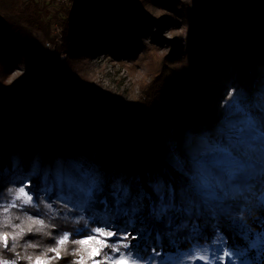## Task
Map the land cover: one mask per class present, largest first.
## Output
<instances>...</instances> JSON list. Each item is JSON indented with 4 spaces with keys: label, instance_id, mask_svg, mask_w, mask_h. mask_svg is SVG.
Wrapping results in <instances>:
<instances>
[{
    "label": "rangeland",
    "instance_id": "rangeland-1",
    "mask_svg": "<svg viewBox=\"0 0 264 264\" xmlns=\"http://www.w3.org/2000/svg\"><path fill=\"white\" fill-rule=\"evenodd\" d=\"M35 1L46 9L47 18L57 16L62 5L71 4L72 8L80 5V2L72 3L71 0L68 4L61 0ZM205 3L231 11L239 19L224 21L219 25L216 21L203 23ZM133 6L132 14L127 16L129 24H125L123 16L119 15L113 25L105 23L82 27L79 33L83 35L86 45L80 41L73 61L76 82L99 85L106 96L112 99L124 123L129 124V119H133L134 110L140 104L141 89L161 68L172 67L182 78H188L189 83L201 94L198 97L199 107L193 112L190 121L184 122L180 128L179 142L186 139V133L191 132L201 138L200 151L213 152L223 146L219 143L223 132L228 137L229 146L244 151L252 150L255 174L236 181L234 198L216 207L215 215L205 212L203 215L207 218H204L197 210L187 215L183 212L184 216L180 212L172 213L175 223L193 220L200 226L196 232H192L189 227L186 231V246L182 249H179L176 237L182 231L169 235L170 230L166 225L164 230L159 229L158 225L152 228L151 222H161L152 215L146 218L148 210L143 205L148 203L147 200L137 202V207L141 208L137 212L127 211L128 206L123 204H116V212L112 215H109L106 204L97 210L100 199L97 202L96 196L90 199L85 191L96 178L97 171L106 167L109 157L112 155L123 162L119 174L136 176V169L130 167L131 160L126 152L127 137L121 135L118 143H114L117 135L109 124V103L103 102L101 110L94 109V117L86 127L75 113L85 94L72 85L68 88L69 104L76 120L71 135L66 131L65 117L58 104V90L54 93L53 106L58 125L56 140L38 132L33 147L29 148L23 123H38L35 117L29 116L21 118L14 143L10 141L12 124L0 131V162L8 148L11 162V169H2L9 187L0 195V207L4 210L12 204H18L17 208L31 209L37 206V198H43L47 215L56 217L73 230L59 234L58 241L65 233L70 237L73 232V236L79 240L87 236L94 237L89 242V253L92 248H98L100 254L93 257L88 254L84 258L85 264H93V261L114 264L120 256L112 250V245L126 256L131 252L137 257L130 260V264H204L203 261L188 258L197 250V246H202L199 250L208 258V264H217L213 259L215 246L212 244L217 231L227 238L226 245H221L218 253L221 257L219 264H229L228 258H224V251L228 247L237 253L230 257V264H264L259 257L264 251V209L246 190L250 183L259 185V173L264 170V32L255 28L252 20L246 19L264 18V0H136ZM194 20L201 24V37L206 48L204 56L208 63L204 71L196 67V54L191 46V25ZM128 25L132 29L131 34L126 30ZM227 29L234 38L244 41V49L230 47L227 41L231 42L232 37L225 32ZM109 35H112V40H106ZM134 35L138 40L136 46ZM51 36L55 43L34 31L42 53L55 50L61 43L60 30L55 23L51 25ZM64 56L62 53L58 59ZM243 59L248 63H244ZM29 69L27 62H17L11 70L10 81L21 82ZM241 86L247 89L242 108L229 113L231 119L226 120L223 127L211 131L226 109L232 106L231 90ZM164 95L166 100L170 98L169 92ZM21 109L22 104L11 118L18 117ZM125 130L122 129V132ZM23 160L29 163L25 171H21ZM36 176H40L41 185L34 181L33 177ZM26 183L29 184L26 190L33 196L31 204L16 200L18 189ZM137 190L134 185L133 192ZM97 228L103 232H115L116 235L100 236L95 231ZM230 229L236 230L241 240L234 236L231 239ZM125 233H128L127 239ZM95 238L106 241L105 246L97 244ZM124 244L128 247H123ZM165 244L170 247H165ZM240 250H245V254L239 255ZM37 259L51 264L49 257H37L30 264H35ZM76 260L79 262L80 258ZM7 262L12 264L13 261Z\"/></svg>",
    "mask_w": 264,
    "mask_h": 264
},
{
    "label": "trees",
    "instance_id": "trees-1",
    "mask_svg": "<svg viewBox=\"0 0 264 264\" xmlns=\"http://www.w3.org/2000/svg\"><path fill=\"white\" fill-rule=\"evenodd\" d=\"M71 1L72 3L80 2V5L75 8H72L71 4L62 5L57 16L47 18L46 9L35 0H0V131L12 124L10 141H15V133L20 129L21 118L29 116L38 120L37 124L23 123L25 141L29 148L33 147L38 132L45 133L56 140L58 125L54 117L53 106L54 93L58 90V104L65 117L66 131L71 135L75 129L76 119L69 104L68 88L73 85L85 94L81 106L75 110V113L77 119L86 127L94 117V109L101 110L103 102L109 103L108 120L117 135L114 143H118L121 135L127 137L126 152L131 160L130 167H135L136 176L140 177L144 191L155 200L156 196L149 184L163 186V182L167 181L168 176L164 170L170 171V147L179 142L180 128L184 122L190 121L193 112L199 107L198 97L201 94L189 83L188 78H182L172 67L164 66L141 89L140 104L134 110L133 119L128 118L130 123L125 124L112 99L106 96V92L99 85L76 82L73 76V61L78 48H80V41H84V45H86L83 35L79 33L82 27L105 23L113 25L119 15L123 16L125 24H129L130 20L127 16L132 14L136 0ZM204 5H206V12L203 23L216 21L219 25L224 21L230 22L237 18L233 12L220 6L207 3ZM246 20H252L255 28L264 32V18L254 20L249 17ZM52 23H55L60 30L61 43L56 46L55 50L42 53L38 48L34 31L42 33L48 41L55 43L51 36ZM191 26L190 40L196 54V67L200 71H204L208 62L204 56L206 48L201 37V24L194 20ZM123 30L125 29L123 28ZM126 30L129 34L132 33L129 25ZM225 32L232 37L231 42L227 41L230 47L244 49V41L241 38H234L229 29ZM106 40H112V35L107 36ZM133 42L135 46L138 45L135 35ZM62 53L65 56L58 59V55ZM20 61L27 62L30 69L25 79L14 83L10 81L11 70ZM243 62L248 63L246 59H243ZM167 92L170 94L168 100L164 98V94ZM20 104H22V109L19 116L11 118ZM122 129L125 132H122ZM106 163V168L110 171L117 174L121 172L122 161L111 155ZM22 165L21 171H25L29 167L27 160ZM4 168L11 169L9 148L3 153L0 162V195L9 187L2 174ZM33 179L37 185H41L40 176L33 177ZM96 197V202L100 199L96 205L97 210L106 204L109 215L116 212V204L108 195L107 190L103 196L97 195ZM177 203H179V196ZM28 208L10 207L4 211L0 207V234L7 233L9 235L8 247H3V242L0 241V259L15 261L17 264H30L37 257H49L51 264H78L77 258L88 256L90 243L87 245L73 243V241H79L73 236L74 232L64 246L59 245L58 238L60 236L58 235L63 234L64 231L73 230L62 224L63 222L56 217L47 215L43 198H37L36 207ZM147 213L146 218L149 219L151 214ZM180 213L184 216L183 212ZM29 216L44 220L45 227L42 231H25L16 236L15 233L20 228H27ZM203 216L207 218L206 215ZM187 219L188 217L185 218V220ZM69 223L72 224V222ZM151 225L152 228L159 226L161 230L166 229L164 223L153 221ZM186 231H182L176 236L179 249L186 246L188 239ZM235 231L232 229L228 231L230 238L232 239L234 236L241 240L238 232ZM184 239L186 240L182 241ZM165 247L169 248L170 246L165 244ZM52 249H58L60 256L57 257L56 252ZM259 257L264 263V251H261Z\"/></svg>",
    "mask_w": 264,
    "mask_h": 264
},
{
    "label": "snow or ice",
    "instance_id": "snow-or-ice-1",
    "mask_svg": "<svg viewBox=\"0 0 264 264\" xmlns=\"http://www.w3.org/2000/svg\"><path fill=\"white\" fill-rule=\"evenodd\" d=\"M230 96L233 101L231 108L226 109L225 113L217 122V125L211 131L214 132L223 127L224 122L231 119L229 113H234L242 108L247 96V89L244 86H241L239 89L233 88ZM185 135V140L174 143L170 147V171L168 169L164 170L168 179L166 182H163V187L158 184H149V187L156 196L155 200L144 191L140 177L117 174L114 171L108 170L106 167L103 170L97 171L96 178L93 179L85 191V195L90 199L97 195L103 196L107 189L108 195L111 196L115 204L126 205L128 206L126 210L132 212L141 210L140 207H137L138 201L147 200L148 203L143 205V207L147 208L155 220L164 223L169 228V235L188 230L189 227H191L192 232L198 231L200 226L195 221L189 220L175 223L172 213L184 212L187 215L193 210H197L199 215H203L205 212H210L215 215L216 207H219L229 198H234L233 192L236 189V181L246 175L255 174V164L253 163V155L251 154L252 150L244 151L229 146L227 144L228 137L223 132H221L219 140V143L223 146L218 147L213 152H202L199 150L200 137H197L191 132ZM259 175V185L250 183L246 186V190L252 197L257 199L261 208L264 209V170L260 171ZM134 185L138 189L135 193L133 192ZM28 187L29 184L26 183L18 189L16 193L17 201L24 204L32 203L33 196L26 190ZM178 196L179 203H177ZM17 206L18 204L11 205V207ZM7 210V208L4 209V211ZM27 220V228H20L15 233L16 236L21 235L25 231H42L45 227V222L42 219L29 216ZM173 229L175 231H172ZM95 231L100 236L113 237L116 235L115 232H103L99 228ZM124 237L127 239L128 233H125ZM8 239L9 235L7 233L0 234V241L3 242V247H8ZM93 239V236H87L79 241H73V243L87 245ZM95 239L96 243L100 244L101 247L105 246L106 241H102L99 238ZM132 239H135V237H132ZM68 240L69 235L65 233L58 243L62 247ZM226 241L227 238L217 231V236L212 241V244L215 246L213 259L217 261V264L221 260V257L218 255L221 251V245H226ZM111 247L120 256L119 259L114 261V264H130V260L137 258L131 252L126 256L115 245ZM123 247L127 248L128 245L124 244ZM200 247L202 246H197V250L193 254H190L188 258L203 261L204 264H208V258L201 254ZM52 251L56 252L57 257L60 256L58 249H52ZM99 254L98 248H92L89 257ZM236 254L231 247H228L224 251V258H228L230 264V257ZM244 254L245 250L239 251V255ZM0 264H8V262L0 259ZM12 264H15V261ZM35 264H47V262L37 259ZM79 264H85L84 257H81ZM93 264H100V262L93 261Z\"/></svg>",
    "mask_w": 264,
    "mask_h": 264
},
{
    "label": "built area",
    "instance_id": "built-area-1",
    "mask_svg": "<svg viewBox=\"0 0 264 264\" xmlns=\"http://www.w3.org/2000/svg\"><path fill=\"white\" fill-rule=\"evenodd\" d=\"M61 1L68 4L70 0H61Z\"/></svg>",
    "mask_w": 264,
    "mask_h": 264
}]
</instances>
